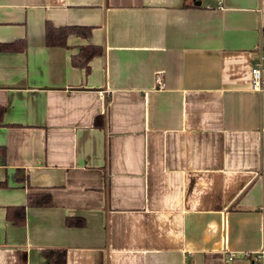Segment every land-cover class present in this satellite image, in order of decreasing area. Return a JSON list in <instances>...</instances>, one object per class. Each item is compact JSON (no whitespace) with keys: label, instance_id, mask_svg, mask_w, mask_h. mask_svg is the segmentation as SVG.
<instances>
[{"label":"crops","instance_id":"obj_1","mask_svg":"<svg viewBox=\"0 0 264 264\" xmlns=\"http://www.w3.org/2000/svg\"><path fill=\"white\" fill-rule=\"evenodd\" d=\"M47 23L91 35L47 45ZM18 40L0 52V264L53 247L65 264H264V0H0V43ZM33 192L51 206L8 222Z\"/></svg>","mask_w":264,"mask_h":264},{"label":"trees","instance_id":"obj_2","mask_svg":"<svg viewBox=\"0 0 264 264\" xmlns=\"http://www.w3.org/2000/svg\"><path fill=\"white\" fill-rule=\"evenodd\" d=\"M91 28L89 27H75V26H65L63 28H54L47 23L46 25V42L47 45L64 47L66 46V38L69 35H75L77 37L88 38L91 35ZM25 42L23 40H18L12 43H0V52L9 51H24ZM100 53V50L96 48L94 51L86 52V60L84 63L85 71H88L87 62L93 55ZM3 108H0V125L2 124ZM5 183H0V188H4ZM26 203L20 205L19 207H7L5 212V218L8 222L15 226L24 225L26 223L25 210L28 207H50L51 206V196L46 192H36L28 193L26 195ZM84 224L81 220H75L73 218H68L66 220L67 227H82ZM43 255L45 259V264H65L66 259V249L63 248H45L43 249Z\"/></svg>","mask_w":264,"mask_h":264},{"label":"built area","instance_id":"obj_3","mask_svg":"<svg viewBox=\"0 0 264 264\" xmlns=\"http://www.w3.org/2000/svg\"><path fill=\"white\" fill-rule=\"evenodd\" d=\"M260 56L254 66L251 70V82L253 84L254 89L262 91L264 87V79L262 77V72L264 71L263 64H264V44H262L259 48ZM155 82L158 84L159 87H162L163 84L160 80V77L157 76L155 78ZM264 254V249L261 251V253L257 254V257H260ZM248 254L245 253L244 256H247ZM231 259V257H229Z\"/></svg>","mask_w":264,"mask_h":264},{"label":"water","instance_id":"obj_4","mask_svg":"<svg viewBox=\"0 0 264 264\" xmlns=\"http://www.w3.org/2000/svg\"><path fill=\"white\" fill-rule=\"evenodd\" d=\"M196 4L198 5L199 4V1H197Z\"/></svg>","mask_w":264,"mask_h":264}]
</instances>
